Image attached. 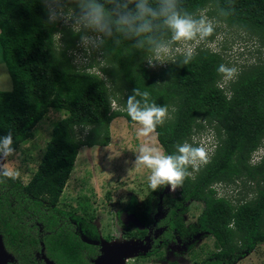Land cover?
<instances>
[{
	"label": "trees",
	"instance_id": "trees-1",
	"mask_svg": "<svg viewBox=\"0 0 264 264\" xmlns=\"http://www.w3.org/2000/svg\"><path fill=\"white\" fill-rule=\"evenodd\" d=\"M181 5L197 17L210 7V15L243 30L264 48V0H181ZM220 9L229 14L221 15ZM120 39L119 45L108 40L102 50L93 51L97 60L78 67L73 51L79 35L61 21L47 23L40 0H0V55L12 81L10 90L0 91V136L11 132L18 149L35 136L36 125L50 110L63 113L53 121L28 182L0 177V233L15 254L11 264H28L32 249H39L37 231H32L38 227L51 230L41 241L59 264L83 259L87 246L66 229L72 212L58 206L60 197L82 146H107L110 123L117 117L135 123L125 108L134 88L147 90L151 100L168 109V118L155 132L164 154L175 153L184 142L198 145L195 134L211 132L209 162L190 167L191 175L175 196L164 200L181 213L188 210L187 202L201 204L196 230L212 236L217 248L201 264L236 262L264 243V154L257 157L264 143V58L243 64L234 78L225 79L217 68L226 62L206 46L208 40L196 43L187 65L150 66V51ZM183 48L173 45L177 62ZM161 190H150L144 217L138 213L142 222L148 221ZM83 200L77 210L91 220L94 215ZM172 216L181 227L180 214L174 210ZM232 220L234 228L228 226ZM86 223L95 230L91 221Z\"/></svg>",
	"mask_w": 264,
	"mask_h": 264
},
{
	"label": "clouds",
	"instance_id": "clouds-1",
	"mask_svg": "<svg viewBox=\"0 0 264 264\" xmlns=\"http://www.w3.org/2000/svg\"><path fill=\"white\" fill-rule=\"evenodd\" d=\"M47 14V23L62 21L70 25L73 33L79 35V46L86 58L93 51L102 50L108 40L114 45L121 43V37L134 41L132 47L147 50L152 56L147 59L150 66L165 62L184 66L195 55L192 42L199 43L212 36L215 24L204 14L194 16L185 10L181 0H40ZM74 5L69 6V5ZM220 14H229L220 9ZM164 34H170L164 39ZM187 45L180 49L183 59L179 62L172 56L173 45ZM167 58V59H166ZM217 72L225 79L235 77L237 70L221 64ZM127 115L139 125L137 136L150 138L158 126L168 118L166 106L151 100L147 90L134 88L126 100ZM14 138L11 132L0 136V159L14 156ZM212 146V145H211ZM211 151V150H210ZM209 151V152H210ZM209 162L203 146L184 142L176 146L175 153L164 154L157 148L142 144L134 163L150 170L148 185L155 192L167 187L176 191L191 175L188 169H198ZM0 177L16 179L18 173L0 166ZM234 228L235 220L229 225Z\"/></svg>",
	"mask_w": 264,
	"mask_h": 264
},
{
	"label": "rangeland",
	"instance_id": "rangeland-1",
	"mask_svg": "<svg viewBox=\"0 0 264 264\" xmlns=\"http://www.w3.org/2000/svg\"><path fill=\"white\" fill-rule=\"evenodd\" d=\"M210 10L211 8L207 7L201 11V14L206 15L215 24L213 35L206 39L208 41L205 40L206 46L220 52L227 66L236 68L238 72L243 64H250L259 57L264 58V48L259 46L255 38H250L243 30L229 25L222 19H217L215 15H210L208 13ZM62 24L64 23L62 22ZM177 45L178 47L186 46L184 44ZM195 45L196 43L193 42L191 46ZM83 55V49L78 45V48L73 51L74 63L78 67L86 66L92 60H97L93 52L86 58H81ZM11 88L12 81L7 66L0 55V91H8ZM62 116V112L50 110L47 116L36 125L35 136L20 145L16 149L15 155L8 157L1 166L14 170L18 173L17 178L24 183L27 182L37 168L45 144L51 135L53 121ZM138 128V124L128 123L125 118L117 117L110 123V142L107 146H82L60 197L59 204L75 206L76 197L85 196L89 203V212L94 215L92 224L103 236L118 237L117 235L123 230V225L119 222L126 221V218L119 216L117 211L122 208L130 195L142 199L151 190L148 185L150 170L143 166H137L134 161L142 144L147 143L161 152L163 150L155 133L150 138L139 137L137 136ZM210 135L211 132L206 130L193 137L194 143L206 149L208 157L210 155L208 151H212L214 148L209 145L212 140ZM263 154L264 143L257 157L259 158ZM231 187H227V194L232 191ZM187 206L188 210L183 219L187 224L194 225L201 210V204L191 201ZM213 242L214 239L207 234L202 232L196 234L191 250L193 254H196V262L208 256L215 249ZM114 244L116 243L102 241L103 248L111 249L115 246ZM189 252L187 255L183 253L177 255L185 257L181 258V264H187L186 259ZM164 254L166 258L167 253ZM151 259L156 260L157 258L151 257ZM233 264H264V243L257 244L254 250L245 253Z\"/></svg>",
	"mask_w": 264,
	"mask_h": 264
},
{
	"label": "flooded vegetation",
	"instance_id": "flooded-vegetation-1",
	"mask_svg": "<svg viewBox=\"0 0 264 264\" xmlns=\"http://www.w3.org/2000/svg\"><path fill=\"white\" fill-rule=\"evenodd\" d=\"M175 193L176 191H170L167 187L162 188L157 195L158 197L152 210H150L147 222H142L138 218V213L144 217L143 215L147 208L149 192L142 197V199H137L136 196L130 195L122 205V208L117 211L119 216L126 218V221L119 222V224L123 225V230L117 235L118 237L115 238L109 235L103 236L92 224L94 219H85L86 216L83 215V211L77 210L80 208L79 203L84 202L82 199H85V196H77L76 204H74L75 206H72L73 204L58 205L62 210L72 212V215L66 218V223L70 224L66 226V229L73 231V234L87 246L83 252V259L75 262V264H96V259L104 253L102 241L116 244L132 243L135 241L136 246L140 248L131 255L124 256L121 259L117 258L106 264H140L144 261L143 264H181V258L183 259L185 257L177 255L182 253L187 255L189 251V255L186 259L187 264H201L204 262L203 260L205 258L210 257L212 253L217 250L215 247V240L213 242L215 249L211 251L208 256L196 262V254H193L191 251L193 249L192 243L197 233H206L196 230V221L194 225L186 223L183 217L187 211L181 213L179 208H173V206L165 202V197H174ZM188 203L189 202H187V204ZM174 210L180 214V221L183 224L181 227L175 222L176 220L172 216ZM88 221H91L95 230L88 227L86 223ZM32 231H37V239L40 243V247L39 249H32L28 264H46L45 257L54 264H59L57 260L53 259L50 254H48L49 252L45 251V245L41 241L42 235L51 233V230L45 231L43 228L38 227L32 229ZM6 250L13 257L8 264L15 262V254L7 248ZM164 253H167L166 258L164 257ZM151 257H156L157 259L152 260ZM64 264L74 263L67 262Z\"/></svg>",
	"mask_w": 264,
	"mask_h": 264
},
{
	"label": "water",
	"instance_id": "water-1",
	"mask_svg": "<svg viewBox=\"0 0 264 264\" xmlns=\"http://www.w3.org/2000/svg\"><path fill=\"white\" fill-rule=\"evenodd\" d=\"M5 160L0 159V166L4 163ZM115 246L113 248H103L104 253L101 254L96 259V264L101 263H108L115 259H121L124 256H128L134 253V251L139 250L136 246V242L133 241L132 243H122V244H114ZM12 255L6 250L2 235L0 233V264H8V262L12 259ZM46 264H54L52 261L46 259Z\"/></svg>",
	"mask_w": 264,
	"mask_h": 264
}]
</instances>
